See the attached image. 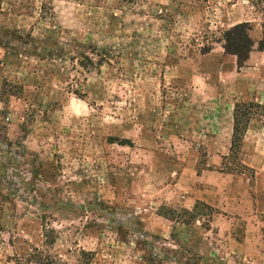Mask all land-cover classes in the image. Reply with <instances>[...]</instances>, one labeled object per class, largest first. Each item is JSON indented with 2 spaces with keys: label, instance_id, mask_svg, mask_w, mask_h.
<instances>
[{
  "label": "rangeland",
  "instance_id": "1",
  "mask_svg": "<svg viewBox=\"0 0 264 264\" xmlns=\"http://www.w3.org/2000/svg\"><path fill=\"white\" fill-rule=\"evenodd\" d=\"M241 23L262 52L264 0H0V264H264V56L242 84L222 46Z\"/></svg>",
  "mask_w": 264,
  "mask_h": 264
},
{
  "label": "trees",
  "instance_id": "2",
  "mask_svg": "<svg viewBox=\"0 0 264 264\" xmlns=\"http://www.w3.org/2000/svg\"><path fill=\"white\" fill-rule=\"evenodd\" d=\"M251 31L247 23H241L233 26L231 29L226 31L223 36V49L225 53L233 55L236 58V65L238 69L245 66V63L249 59L250 53L253 51L254 41L249 35ZM258 51H264V39H260L257 42ZM258 107L256 103H236L233 108V127L231 134V145L230 152L233 153L235 150L240 148L243 138L248 129L249 123L252 119L251 110ZM199 202H196L192 211L185 210L184 213L189 214L192 218L194 217V211L197 209ZM205 207V205H202ZM211 209V207H207ZM160 215L170 221H174L172 214ZM91 256V255H90Z\"/></svg>",
  "mask_w": 264,
  "mask_h": 264
},
{
  "label": "crops",
  "instance_id": "3",
  "mask_svg": "<svg viewBox=\"0 0 264 264\" xmlns=\"http://www.w3.org/2000/svg\"><path fill=\"white\" fill-rule=\"evenodd\" d=\"M264 56V51L262 52H251L250 56H249V59L247 60V63L248 64V67H245V68H241L240 70V73H236V78L238 76V83H241L240 80H244L242 84H244L245 82H248L245 80L246 76L244 74H249L246 70L248 69H253L256 70L257 72L259 71L260 72V66H261V58ZM244 69V71L242 70ZM235 78V77H234ZM235 78V79H236ZM253 84V82H252ZM254 85H255V81H254ZM240 97H242L244 99V96H245V92H240L239 93ZM259 96V95H258ZM258 96H256V98L254 99V102H259V100H261V98H258ZM264 102V101H263ZM233 108H234V105H233ZM233 108L231 109V113H230V120L228 122V126H229V138L231 139V134H232V127H233ZM251 123V122H250ZM250 123H249V126H248V129L246 131V134L250 131L251 127H250ZM246 137V136H245ZM245 139V138H243ZM197 200H201V199H196ZM186 201V200H185ZM185 201L181 202L183 203V207H189L188 204L189 203H185ZM200 202V201H199ZM204 202H207V201H204ZM210 204V203H209ZM211 205V204H210Z\"/></svg>",
  "mask_w": 264,
  "mask_h": 264
}]
</instances>
